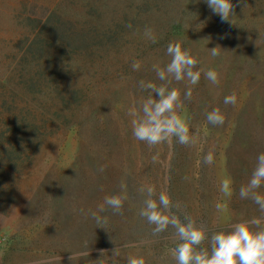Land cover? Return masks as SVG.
Returning <instances> with one entry per match:
<instances>
[{
	"label": "rangeland",
	"instance_id": "374dc122",
	"mask_svg": "<svg viewBox=\"0 0 264 264\" xmlns=\"http://www.w3.org/2000/svg\"><path fill=\"white\" fill-rule=\"evenodd\" d=\"M254 2H240L223 22L197 10L167 18L130 0H0V133L10 120L25 131L5 135L24 162L1 180L0 264H178L171 260L185 238L152 244L150 234L165 238L167 227L187 223L203 234L190 245L203 256L238 225L264 233V177L256 176L264 167V13ZM62 26L115 33V44L59 48L51 30ZM175 43L196 60L179 80L168 70ZM42 44L50 56L37 52ZM173 90L165 118L184 123L187 143L176 134L156 145L136 139L145 107L154 111ZM232 94L236 103L226 104ZM216 109L223 124L208 119ZM113 197L119 208L106 202ZM152 211L168 223L151 222Z\"/></svg>",
	"mask_w": 264,
	"mask_h": 264
},
{
	"label": "clouds",
	"instance_id": "9594fccd",
	"mask_svg": "<svg viewBox=\"0 0 264 264\" xmlns=\"http://www.w3.org/2000/svg\"><path fill=\"white\" fill-rule=\"evenodd\" d=\"M240 2L243 3L244 0H240ZM205 3L223 22H228L229 16L234 15L235 5L231 0H205ZM167 51L172 55V61L168 66V70L174 72L178 80L182 78L186 68H190L196 64V60L189 53L181 50L179 43L169 44ZM211 54L216 56L218 54L217 49H211ZM134 66L138 67V62ZM189 75L192 77L193 83L199 80V73H189ZM206 76L213 83H219L217 72L209 70ZM178 95L176 90H173L166 97H163V93L161 92L163 98L159 103L155 104L154 111H149L145 107V112L148 114V122L134 126L133 135L136 139L156 145L165 136L176 134L179 136L181 143H187L188 129L184 123L175 115L165 118V113L171 112L173 109ZM236 99V95L232 94L226 97L224 102L226 104H235ZM208 119L214 123L223 124L225 117L220 114L219 109H216L209 115ZM208 159L210 160L211 157H208ZM256 176L264 177V167L257 170ZM252 183L253 185L258 184V180L254 179ZM225 187H227L226 184ZM106 202L115 208H119L121 204V201L114 197L108 198ZM161 202L167 204V200L163 196L161 197ZM155 207V204H149L150 209H155ZM148 218L151 222L161 226L168 223L166 218L161 217L155 211H152ZM179 231L187 243L177 249L178 264H192L193 260H195L196 264H264V233L254 234L244 224L238 225L236 230L231 234H219L215 237L217 247L213 250L211 258L194 255L190 247V245L199 244L203 240L204 237L201 232L197 230L186 231L182 227ZM130 264H144V261L143 259H132Z\"/></svg>",
	"mask_w": 264,
	"mask_h": 264
},
{
	"label": "trees",
	"instance_id": "16d2710c",
	"mask_svg": "<svg viewBox=\"0 0 264 264\" xmlns=\"http://www.w3.org/2000/svg\"><path fill=\"white\" fill-rule=\"evenodd\" d=\"M130 2L132 4H135L133 8L138 11L147 12V11L152 10L156 12H163L164 14H159V15H162L163 17H167V18L175 17V15L179 14L180 13L179 11L181 10L182 11L183 10H197L198 12L204 15L209 14L207 12L209 11L210 16L211 14L215 15L212 12V10L209 9L208 5L205 3V0H130ZM239 3L240 2L238 0H237V3L235 4L233 3L235 5L234 10H241L243 8L242 6L239 5ZM102 6L97 7L96 10H100ZM254 10L259 11V13L260 12L264 13L263 11L264 10V0H255ZM252 17H255L254 13H250V18ZM51 32H53V34L55 35L59 48L83 51L86 53L87 52L89 53L92 47L91 45H89V40L98 39L100 42L99 46L101 48L115 44L114 42L116 40L114 38L115 33H112L109 31L107 32L99 31L98 32L96 29L90 30L87 33L79 34L75 30H71L70 28H65L64 26H62L59 28L52 29ZM33 50L31 49L29 53L33 52ZM36 50L37 52H40L41 54L46 53L47 55H49V52H50L46 50V46H43V44L39 45L38 49ZM49 60L50 58L47 57V61ZM43 68H46V67H43ZM30 86H33V87L41 86L40 79H37L36 81H33V79H31ZM22 120H25V119L23 118ZM6 124L8 127L7 131L0 133V185L2 182L1 180L4 178V176H9L8 172L17 170V168L20 167L24 162L23 151H21L20 148L16 147L15 145H12V143H10L9 137H6L5 135L10 134V136H12L17 133L25 134V131H23V129L21 128H19L17 131L15 129L14 130L11 129L12 127L10 126L12 125L11 120L7 122ZM37 131L38 130L33 129V132L30 134V136L38 137ZM182 216H186V215H182ZM179 220L181 223V221H184V218L180 217ZM181 227L184 228L186 231H191L190 227L187 226V223L181 224L177 229L170 230V227H167L166 228L167 233L164 234L165 238H161L159 235H156L155 233H152L149 235L152 241V244H159L166 238L168 240V239H172L173 237H177L178 235H180L179 229ZM203 250L205 252L203 257L211 258V256L213 255V252L210 249H208L206 246L204 247ZM193 254L197 255L194 251H193ZM175 261H177V257H175L174 260L173 259L171 260V262L173 263H175ZM192 264H196L195 260L192 261Z\"/></svg>",
	"mask_w": 264,
	"mask_h": 264
}]
</instances>
